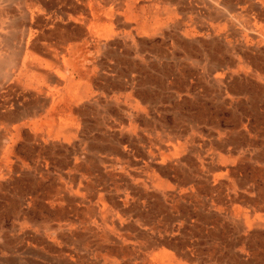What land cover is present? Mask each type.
Here are the masks:
<instances>
[{
    "label": "rangeland",
    "instance_id": "rangeland-1",
    "mask_svg": "<svg viewBox=\"0 0 264 264\" xmlns=\"http://www.w3.org/2000/svg\"><path fill=\"white\" fill-rule=\"evenodd\" d=\"M3 1L0 264H264V0Z\"/></svg>",
    "mask_w": 264,
    "mask_h": 264
},
{
    "label": "crops",
    "instance_id": "crops-1",
    "mask_svg": "<svg viewBox=\"0 0 264 264\" xmlns=\"http://www.w3.org/2000/svg\"><path fill=\"white\" fill-rule=\"evenodd\" d=\"M75 1L77 3L75 5L74 2H72L73 5H75L74 7H72V10L74 12L80 14L79 16L78 15L75 16V18L73 16H71V13H68V11H66V10L62 11V9H56V10L60 11V13L65 15L63 17V19L61 20V21H63V22H61L62 24H67L69 21H73V22H75V23H77V24H79L81 26L86 24V25H89V26H91L93 28L100 27V25H101V29H103V33H104L105 36H110V37L114 36L113 35V30H111L109 28V24H105L104 23V19L102 20V17H101L102 14L100 12L95 11L91 4H84L83 2H81V0H75ZM83 1H85V0H83ZM87 6L89 8L91 7V13H90V15L92 16L91 19L87 15L88 14L87 13L88 12V9H87L88 7ZM122 6H123V4H120L119 8H121ZM115 12H116V10L113 9V7H110L108 9L107 15L110 16V17H113ZM56 23H57L56 21L51 22V24H53V25H55ZM125 42H127V41H125ZM33 44L35 45L33 47V49H36V44L35 43H33ZM30 49H31V46H30ZM137 52H138L137 50L134 51V49H130L129 54H137ZM55 54H56L55 55V60L54 61H51V60L48 61L47 64H46V67H41V64H39L37 68H33V69H30L28 71V73L34 72V77L36 75H41V77H42L41 79L46 78V80H48L47 83L38 85V87L36 86L37 89L30 90L32 92V94L30 96L33 97L34 100H36V103L38 105V106H36V108L37 109H42V110L45 109V107L47 106L49 101H51V99H52V103H53L52 107L53 108L50 107L49 115L53 119L54 123H56V125L59 124L58 125L59 128H62V130H66L68 128L66 125L70 121V118L67 115H64V114L61 113L62 108H61V106H59V103H60V101L58 100L59 99V95L56 96V94H53V96H51L50 99H47L48 96L44 95V90H43V88L47 87L49 83H55L56 85H61V84H65L66 81H67L66 77L65 78L64 77L58 78L56 76V74L53 72V68L56 69L57 72H59V70L62 67H64L66 62H67L66 60H64V65L63 66H58L59 58H58V54L57 53H55ZM52 77H53V79H51ZM43 81H44V79H43ZM41 124L43 126L45 124L49 125V127L53 126L51 124V122L44 121V120H41Z\"/></svg>",
    "mask_w": 264,
    "mask_h": 264
},
{
    "label": "bare ground",
    "instance_id": "bare-ground-1",
    "mask_svg": "<svg viewBox=\"0 0 264 264\" xmlns=\"http://www.w3.org/2000/svg\"><path fill=\"white\" fill-rule=\"evenodd\" d=\"M0 1H3V0H0ZM4 1H8V0H4ZM3 1V2H4ZM20 1H23V0H20ZM57 4V3H56ZM75 6V5H74ZM53 7V6H52ZM22 9H24V8H22ZM25 11H27L26 9H24L23 10V13L25 12ZM63 11V10H62ZM37 13H39V10L38 9H36V10H33V11H31V12H29V11H27L26 13H25V15H23L24 16V20H26V19H28L27 21H26V23H27V26L25 25V27H27V29H28V31H26V32H23L22 34H24V35H26L28 38H29V44H31V49H33V47L35 46L34 44H33V42H32V40H33V38H34V32L36 31V30H34V32H32V30H31V26H30V24H31V21L33 20V18H34V16L37 14ZM55 13V12H54ZM59 13V12H58ZM10 14V11H9V8H2V7H0V26H5L6 24H8V22H9V15ZM68 14V13H67ZM70 15V14H69ZM68 17V16H67ZM57 20L59 19V18H56ZM55 20V19H54ZM41 21V20H40ZM47 22H49V21H47ZM51 22H53V21H51ZM61 22H63V21H61ZM67 22V21H66ZM84 22V21H83ZM50 23H48V25H49ZM16 25V24H15ZM18 27V26H17ZM11 28V27H10ZM20 28V27H19ZM40 31V30H39ZM38 32V31H37ZM36 32V33H37ZM34 35V36H33ZM34 41V40H33ZM24 46V45H23ZM30 49V48H29ZM37 49V48H36ZM26 57V56H25ZM19 57H16V56H12V55H6V54H1L0 53V83L1 84H4L5 82H6V80L8 79H10L11 78V75H12V72H11V70L12 69H17L18 67H19ZM39 60H40V58L38 57V56H36V57H31V55L28 57V58H24V66L27 68L26 70H30V69H33V68H37L38 67V63H39ZM37 77H36V79H41L42 77H41V75H36ZM44 79V83L43 84H45V83H47L48 82V80H46V78H43ZM49 79V78H48ZM51 79H53V77L51 78ZM23 92V91H22ZM1 96V95H0ZM47 99H49V98H47ZM40 102V101H39ZM53 108V107H52ZM66 125V124H65ZM64 126V125H63ZM67 126V125H66Z\"/></svg>",
    "mask_w": 264,
    "mask_h": 264
}]
</instances>
